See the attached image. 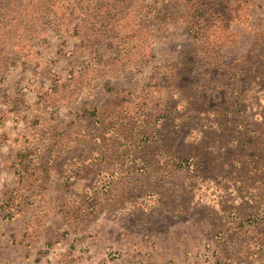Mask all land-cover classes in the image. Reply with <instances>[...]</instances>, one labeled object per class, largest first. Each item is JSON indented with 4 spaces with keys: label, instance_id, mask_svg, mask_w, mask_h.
Returning <instances> with one entry per match:
<instances>
[{
    "label": "rangeland",
    "instance_id": "374dc122",
    "mask_svg": "<svg viewBox=\"0 0 264 264\" xmlns=\"http://www.w3.org/2000/svg\"><path fill=\"white\" fill-rule=\"evenodd\" d=\"M4 78L0 264H264V0H0Z\"/></svg>",
    "mask_w": 264,
    "mask_h": 264
},
{
    "label": "crops",
    "instance_id": "0c3cea01",
    "mask_svg": "<svg viewBox=\"0 0 264 264\" xmlns=\"http://www.w3.org/2000/svg\"><path fill=\"white\" fill-rule=\"evenodd\" d=\"M0 88L2 89V90H4V89H6L7 90V93L6 94H9V89H10V87L8 86V81H7V79H3L2 80V84L0 85ZM4 92H5V90H4Z\"/></svg>",
    "mask_w": 264,
    "mask_h": 264
},
{
    "label": "trees",
    "instance_id": "16d2710c",
    "mask_svg": "<svg viewBox=\"0 0 264 264\" xmlns=\"http://www.w3.org/2000/svg\"><path fill=\"white\" fill-rule=\"evenodd\" d=\"M21 158H22L21 155H19V154L16 155V159H17L18 165H22V163H23ZM16 175H19V171H16Z\"/></svg>",
    "mask_w": 264,
    "mask_h": 264
}]
</instances>
